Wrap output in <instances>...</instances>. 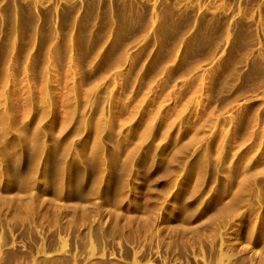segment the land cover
I'll return each mask as SVG.
<instances>
[{
	"label": "rangeland",
	"instance_id": "1",
	"mask_svg": "<svg viewBox=\"0 0 264 264\" xmlns=\"http://www.w3.org/2000/svg\"><path fill=\"white\" fill-rule=\"evenodd\" d=\"M0 264H264V0H0Z\"/></svg>",
	"mask_w": 264,
	"mask_h": 264
}]
</instances>
